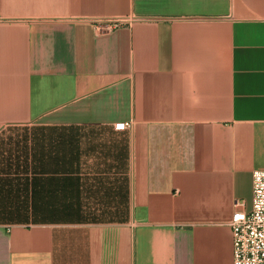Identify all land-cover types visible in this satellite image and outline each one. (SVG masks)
I'll list each match as a JSON object with an SVG mask.
<instances>
[{
	"label": "crops",
	"instance_id": "crops-1",
	"mask_svg": "<svg viewBox=\"0 0 264 264\" xmlns=\"http://www.w3.org/2000/svg\"><path fill=\"white\" fill-rule=\"evenodd\" d=\"M255 170L264 0H0V264H234Z\"/></svg>",
	"mask_w": 264,
	"mask_h": 264
},
{
	"label": "built area",
	"instance_id": "built-area-1",
	"mask_svg": "<svg viewBox=\"0 0 264 264\" xmlns=\"http://www.w3.org/2000/svg\"><path fill=\"white\" fill-rule=\"evenodd\" d=\"M100 21V20H99ZM129 22L125 18H109L97 28L111 31ZM129 126L117 124L118 129ZM236 210L229 222L233 233L234 264H264V170L253 172V205L250 212L245 211L242 200H236Z\"/></svg>",
	"mask_w": 264,
	"mask_h": 264
},
{
	"label": "rangeland",
	"instance_id": "rangeland-1",
	"mask_svg": "<svg viewBox=\"0 0 264 264\" xmlns=\"http://www.w3.org/2000/svg\"><path fill=\"white\" fill-rule=\"evenodd\" d=\"M92 220H111V221H118V220H124L127 218L125 215H108V216H89Z\"/></svg>",
	"mask_w": 264,
	"mask_h": 264
}]
</instances>
